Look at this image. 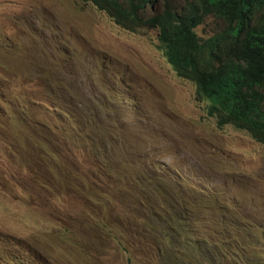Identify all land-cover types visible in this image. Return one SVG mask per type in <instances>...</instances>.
<instances>
[{
	"label": "rangeland",
	"instance_id": "obj_1",
	"mask_svg": "<svg viewBox=\"0 0 264 264\" xmlns=\"http://www.w3.org/2000/svg\"><path fill=\"white\" fill-rule=\"evenodd\" d=\"M224 26L223 19L210 15L196 30L208 37ZM68 32L124 61L137 101L116 97L112 109L105 108L92 99L108 90L101 78H92L89 90L72 87L60 96L42 86L35 103L0 89V230L16 253L36 261L42 256L47 264H189L181 243L161 256V223L154 219L148 231L145 221L151 199L113 172L95 173L97 157L89 153L95 146L77 147L50 124L48 108L58 97L79 103L90 114L92 127L115 136L108 149L118 143L116 138H128L116 152L127 175L164 159L228 183L252 209L264 213V144L232 125L218 127L207 112L208 102L197 98L196 85L179 77L167 61L154 29H125L82 0H0V82L2 64L24 78L18 85L12 78L16 92L35 89L30 77L37 64H51L49 75L55 70L67 77L73 70L76 79V63L53 50V41L75 43ZM35 134L53 138L45 147L49 153L31 140ZM116 153L105 155L110 159ZM113 177L114 186L108 183ZM154 205L156 211L159 204ZM179 220L173 225L183 222ZM188 236L193 235L178 232L172 237L180 241ZM198 256L202 264H211ZM217 257L231 264V256Z\"/></svg>",
	"mask_w": 264,
	"mask_h": 264
},
{
	"label": "trees",
	"instance_id": "obj_2",
	"mask_svg": "<svg viewBox=\"0 0 264 264\" xmlns=\"http://www.w3.org/2000/svg\"><path fill=\"white\" fill-rule=\"evenodd\" d=\"M91 1L127 28H158L168 60L179 75L197 84L200 96L213 101L210 110L218 115L219 124L233 123L264 141V0H184L178 7L164 0L162 11L152 15L144 11L148 3L158 0ZM210 15L223 19L225 26L211 36L202 37L196 28ZM101 60L111 63L106 53H102ZM18 96L30 103L37 100L35 96ZM92 99L112 109L114 101L110 95ZM79 105L56 98L55 104L48 108L50 124L77 147L86 148L88 143L95 146L89 152L97 157L95 173L113 172L127 180L133 191L151 199L146 226L150 231L154 219L161 223L157 246L163 258L169 254V247L181 243L186 247L183 260L189 264L203 263L198 254L211 259V264H223L217 257L222 253L231 256V264H264V213L252 210L236 192L221 195L207 186V190L199 191L197 185L202 184L161 160L140 168L135 175H127L116 152L128 138H116L118 143L108 149V142L115 136L94 124L92 127L90 114L81 111ZM33 118H39V111ZM31 140L42 145L44 153H49L46 148L54 142L49 135L38 134ZM108 152L116 154L109 159L105 155ZM108 183L117 185L114 177ZM155 203L159 204L156 211ZM179 218L183 222L173 225ZM204 231L209 234L204 236ZM178 232L193 236L176 241L172 236ZM204 241L211 249L202 244ZM0 258V264H47L42 256H38V261L24 258L9 247H0Z\"/></svg>",
	"mask_w": 264,
	"mask_h": 264
},
{
	"label": "clouds",
	"instance_id": "obj_3",
	"mask_svg": "<svg viewBox=\"0 0 264 264\" xmlns=\"http://www.w3.org/2000/svg\"><path fill=\"white\" fill-rule=\"evenodd\" d=\"M83 2L90 3L94 5L97 9L104 11L107 13L105 9L100 8L97 4H95L91 0H82ZM171 3H173L175 6H179V3L176 0H169ZM164 8V0H158L155 1L153 4L148 3L146 10L144 11L147 13V15H152L153 12H159L162 11ZM108 14V13H107ZM109 15V14H108ZM110 16V15H109ZM115 22L116 20L110 16ZM118 25L122 26L125 29L132 30V31H137L140 29H154L157 32V38L159 41V47L163 50V53L169 62V64L172 66V68L176 71V73L179 75L175 67L172 65V63L168 60V57L165 52V47L162 44L160 37H159V30L158 28L154 27H148V26H142L138 28H127L124 25L120 24L119 22H116ZM197 31V30H196ZM217 33V32H216ZM68 36L73 38L75 40V43L66 40L63 44H61L58 41H53V50L62 57V59H66L69 61H74L77 65V70H78V75L76 79H73L74 72L73 70H69V75L67 77L61 76L57 73V71H53L52 75L47 74L51 69H53V66L51 64H46V65H41L37 64L33 70L31 71V77L30 81L33 82L34 84V90L27 94L23 90H20L18 92L14 91L12 86H13V81L12 78H15L16 84H21L24 82V78L22 77L21 73L18 71H14L10 69L7 65L2 64V72L4 75L1 77V82H0V89L8 91H12L14 95L15 93H18V95H27V96H37L41 92V88L43 86V89L47 92H49L51 95H61L62 93L69 91L72 87H75L76 89L79 88H84L86 90L91 89V79L92 78H101L104 83L107 84L108 90H105L102 92V94L105 95H110L112 97V100L115 101L116 97H120L121 99H124L125 97L131 99L133 102L137 101L135 91L133 90L132 87V81L130 79V70L129 66L122 61L119 57L114 55L108 50L99 48L97 46H94L91 44L88 40L84 38L83 35L78 34L76 32H68ZM204 37V36H202ZM53 38V37H52ZM102 53H106L110 56L111 58V63L103 62L101 60ZM84 70H89L90 73H85ZM179 77L189 80L193 82L196 85V92H197V98L202 101H207V112L210 116L214 117L216 119V123L218 127H224L226 125H232L233 127L239 129V130H245L249 132L252 137L257 140L258 142L264 144V141H261L257 139L251 131H249L246 128H241L236 126L233 123H225V124H219L218 122V115L216 113L211 112V106L213 105V101L209 98L202 97L198 93V87L197 84L190 80L187 79L186 77H183L179 75ZM41 79L42 81H40ZM46 82L50 85H46L43 83ZM54 86L55 89H54ZM17 95V96H18ZM70 101V100H68ZM74 106L76 103L74 101H70ZM1 105V102H0ZM127 111V110H126ZM126 117V114L125 116ZM138 120H143L142 118H138ZM127 133L128 130L126 126L124 125ZM163 162L167 163L170 167H172L174 170L178 171L180 174H187V176L191 177V180H197L200 184L202 185H197V189L199 191L207 190L205 189V186L209 187L210 189H214L215 191L222 194H226L228 192H236L234 188L229 185L226 182H223L217 178H208L205 176H200L195 174L192 171H187L184 168H178L171 162L167 160H162ZM204 185V186H203ZM237 193V192H236ZM244 200V199H243ZM207 202V200L203 201ZM245 202V200H244ZM245 204L252 209V207L245 202ZM254 210V209H252ZM256 211V210H254ZM0 247H9V248H14V244H12L7 235L0 230Z\"/></svg>",
	"mask_w": 264,
	"mask_h": 264
}]
</instances>
